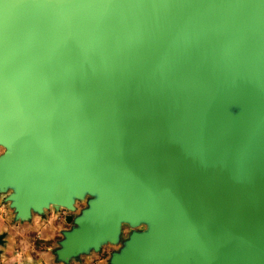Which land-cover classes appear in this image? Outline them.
<instances>
[{
	"label": "water",
	"instance_id": "obj_1",
	"mask_svg": "<svg viewBox=\"0 0 264 264\" xmlns=\"http://www.w3.org/2000/svg\"><path fill=\"white\" fill-rule=\"evenodd\" d=\"M0 147L17 222L73 177L62 264H264V0H0Z\"/></svg>",
	"mask_w": 264,
	"mask_h": 264
},
{
	"label": "flooded vegetation",
	"instance_id": "obj_2",
	"mask_svg": "<svg viewBox=\"0 0 264 264\" xmlns=\"http://www.w3.org/2000/svg\"><path fill=\"white\" fill-rule=\"evenodd\" d=\"M0 148V156H2L6 150L3 147ZM73 183L72 177L71 200L67 205L59 201L58 195L48 194L47 197L43 199L40 188L37 195L36 208L31 209L32 217L26 222L16 221L15 207L17 202L14 197L16 194V187L11 184L4 186L2 189L3 192H0V236H3V244L0 245L1 255H3L2 247L5 245L9 246L11 239L15 238V236L12 235L25 229L29 234L39 235V241L36 240V242H56L57 247L53 248L47 246L48 249L46 251L37 252L36 259L30 262L24 261L22 264H49L53 259V255L55 261H57L56 251L60 248V243L64 239L63 233L72 231L74 228L78 227V225H76V220L87 207V204L84 202H78L75 206ZM148 229L147 227V231ZM144 231H146V226H132L129 223L122 222L121 233L116 242H108L103 245L99 251L91 249L86 255L71 260L70 264H111L110 260L112 256L116 255L119 257L125 254L130 248L129 243L132 236ZM105 252H110V258L106 256ZM80 261L82 263H80ZM149 264H154V262Z\"/></svg>",
	"mask_w": 264,
	"mask_h": 264
},
{
	"label": "rangeland",
	"instance_id": "obj_3",
	"mask_svg": "<svg viewBox=\"0 0 264 264\" xmlns=\"http://www.w3.org/2000/svg\"><path fill=\"white\" fill-rule=\"evenodd\" d=\"M12 236H15V238H13L14 241L11 239L12 244L10 243L9 246L5 245L2 247L3 255L0 256V264H22L24 261L30 262L36 259L37 252L46 251L48 249L47 246H51L53 248L57 247L56 242H36V240L39 241V235L29 234L25 229ZM105 254L110 258V252H105ZM56 262L57 261H55V257L53 255V259L49 264H62L60 262ZM80 263L82 262L80 261Z\"/></svg>",
	"mask_w": 264,
	"mask_h": 264
}]
</instances>
